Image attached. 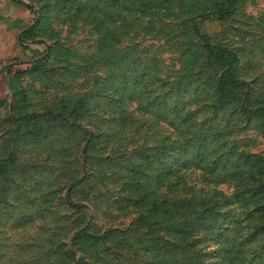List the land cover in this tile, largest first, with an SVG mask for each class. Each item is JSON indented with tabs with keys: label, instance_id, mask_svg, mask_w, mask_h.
<instances>
[{
	"label": "rangeland",
	"instance_id": "obj_1",
	"mask_svg": "<svg viewBox=\"0 0 264 264\" xmlns=\"http://www.w3.org/2000/svg\"><path fill=\"white\" fill-rule=\"evenodd\" d=\"M0 264H264V0H0Z\"/></svg>",
	"mask_w": 264,
	"mask_h": 264
},
{
	"label": "trees",
	"instance_id": "obj_2",
	"mask_svg": "<svg viewBox=\"0 0 264 264\" xmlns=\"http://www.w3.org/2000/svg\"><path fill=\"white\" fill-rule=\"evenodd\" d=\"M201 38H202V40H203L205 46H207V47H211V46H212V45L209 43V39H208L206 36L201 35ZM212 47H214V46H212ZM216 47H217V46H216ZM229 53H232V56H230V57H235L233 52H229Z\"/></svg>",
	"mask_w": 264,
	"mask_h": 264
}]
</instances>
